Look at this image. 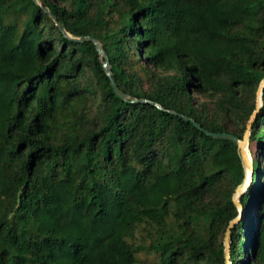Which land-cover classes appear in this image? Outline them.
<instances>
[{"label": "trees", "instance_id": "1", "mask_svg": "<svg viewBox=\"0 0 264 264\" xmlns=\"http://www.w3.org/2000/svg\"><path fill=\"white\" fill-rule=\"evenodd\" d=\"M0 0V264H226L264 79V0ZM154 103L160 105L159 109ZM173 113H171V112ZM232 264H264V91Z\"/></svg>", "mask_w": 264, "mask_h": 264}, {"label": "water", "instance_id": "2", "mask_svg": "<svg viewBox=\"0 0 264 264\" xmlns=\"http://www.w3.org/2000/svg\"><path fill=\"white\" fill-rule=\"evenodd\" d=\"M33 1L36 3V5H38L41 9H43L48 14V16L60 28V30L62 31V33L64 34L65 37H67L68 39L73 40L75 42H78V43H83V42L89 40L95 44L96 49L100 55V60L103 64L104 71L107 74L108 78L110 79V82L112 84V87H113L116 95L120 99H122L123 101H128V99H131V102H133V103H142V102L150 103L147 100H137L135 98H131L120 89V87L118 86V84L116 83V81L114 80L113 75H112V66L110 63V58H109L108 54L101 48L100 43L95 38H92V37H80V38L73 37L71 34H69L67 32V30L64 28V26L59 22L58 18L54 14H52L49 10H47L45 8V6L43 5V3L41 1H39V0H33ZM263 91H264V79L261 82L259 89L257 91V95H258L257 109L254 112V114L251 116V118L248 122L247 129L244 133L243 139H240V138H238L235 135L230 134V133H215V132L205 130L201 125L196 123L194 120L189 119L184 115L177 114L178 116L182 117L184 120L192 122L197 129L204 132L209 137L218 138V139H227V140L233 141L237 145V148L239 150V156H240V159L242 161V166H243L244 172H245V180H244L243 184L240 185L236 189V192L233 195V202L239 210V215L234 220L231 221L230 225L227 228L226 234H225L224 246H225L226 264H232L231 263V260H232L231 240H232L233 229L240 222L245 221V218H246V213H245L244 207H243L240 199H241L242 195L247 191V189L249 188V186L252 184V182L254 180L255 169H254L252 157H251V154L249 151V142H250V135H251L253 123H254V121H255V119H256L259 111H260L261 106H262V93H263ZM154 105H156L159 109L163 110V108L160 105H158L156 103H154ZM171 113H173V112H171Z\"/></svg>", "mask_w": 264, "mask_h": 264}]
</instances>
